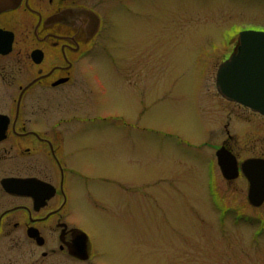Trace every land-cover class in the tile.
Wrapping results in <instances>:
<instances>
[{
	"label": "rangeland",
	"instance_id": "374dc122",
	"mask_svg": "<svg viewBox=\"0 0 264 264\" xmlns=\"http://www.w3.org/2000/svg\"><path fill=\"white\" fill-rule=\"evenodd\" d=\"M110 8L111 56L99 51L87 73L92 114L121 111L132 127L122 135L116 120L81 122L80 220L97 262L264 264V208L219 183L240 213L215 209L203 146L217 107L215 70L241 28L264 30V0H114ZM129 65L141 81L126 96L119 79ZM88 176L127 182L129 194ZM90 190L112 213L94 209Z\"/></svg>",
	"mask_w": 264,
	"mask_h": 264
},
{
	"label": "flooded vegetation",
	"instance_id": "af4514ba",
	"mask_svg": "<svg viewBox=\"0 0 264 264\" xmlns=\"http://www.w3.org/2000/svg\"><path fill=\"white\" fill-rule=\"evenodd\" d=\"M113 1L5 0L10 5L0 8V264H99L80 220L81 122L116 120L122 135L132 127L121 111L92 114L90 101L96 96L87 76L92 59L99 51L111 56L103 39ZM240 32L220 63L237 51ZM220 63L217 107L206 117L203 144L210 151L212 203L220 214L240 213L221 183L244 194L251 209H263L264 202L255 206L248 195L257 172L251 163L264 161V114L220 93ZM132 66L119 79L126 96L141 81ZM88 178L118 183L129 194L127 182ZM86 194L94 209L112 213L95 191Z\"/></svg>",
	"mask_w": 264,
	"mask_h": 264
},
{
	"label": "water",
	"instance_id": "95a60500",
	"mask_svg": "<svg viewBox=\"0 0 264 264\" xmlns=\"http://www.w3.org/2000/svg\"><path fill=\"white\" fill-rule=\"evenodd\" d=\"M3 2L0 0V8L10 5ZM216 85L228 99L264 114V31L240 32L237 51L219 65ZM251 164L257 172L250 176L248 197L253 205L260 206L264 202V161ZM220 165L226 174L225 165L221 161Z\"/></svg>",
	"mask_w": 264,
	"mask_h": 264
}]
</instances>
